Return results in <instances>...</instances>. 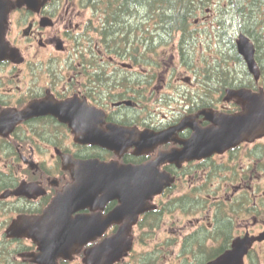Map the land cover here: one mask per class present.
Wrapping results in <instances>:
<instances>
[{
    "label": "flooded vegetation",
    "instance_id": "1",
    "mask_svg": "<svg viewBox=\"0 0 264 264\" xmlns=\"http://www.w3.org/2000/svg\"><path fill=\"white\" fill-rule=\"evenodd\" d=\"M143 1L0 0V264H42L36 261V255L41 253L38 243L26 234L9 235L10 227L21 219L42 215L59 192L74 182L72 170L77 161L97 158L143 164L161 152L181 150L182 142L195 132L190 126L192 121L200 128L211 126L202 110L213 109L218 114L243 110V101L237 98L214 106L182 104L180 111L168 109L170 116L155 108L143 112L145 95L154 94L159 82L167 84L168 80L171 86L174 82L192 84L191 76H175L171 64L163 72L161 62L152 58L148 68L141 65L142 47L156 50L159 45L174 46L181 38L173 30L164 40L163 31L158 34L157 9L142 8ZM196 22L200 24L199 19ZM199 29L203 30L201 26ZM133 47L139 50H125ZM258 64L261 75L257 82L263 75L259 60ZM144 79L148 80L145 85ZM66 102L74 107L71 116L76 117L79 103L84 105L88 122H97L98 130L104 131L113 123L135 129L138 134L146 130L160 133L180 125L188 116L190 119L149 154H135V146L118 152L92 141L81 142L82 134L69 121L51 112L42 114L45 104ZM95 108L102 113L94 112ZM138 115L154 117L151 120L155 124L123 122ZM260 134L223 153L160 166L175 182L149 200L152 208L129 225L125 235L130 247L124 248L114 264H208L230 250L236 238L261 235L264 129ZM129 155L138 160L130 161ZM197 165L200 183L191 184L194 179L188 178L189 184H183L185 176L192 174L188 172ZM216 178L221 183L215 184ZM180 186L186 187L181 195H197H187L177 200V206L164 210L171 196L180 195L174 193ZM196 199L203 215L191 218L185 214L192 213L195 205L191 204ZM119 204L114 199L104 208L81 212L107 215ZM175 209L183 215H174ZM152 210H161L162 215H147ZM122 224L123 221L111 224L102 235L76 247L69 257L59 256L56 264H88L86 251L115 234ZM139 246L144 248L139 250ZM242 264H264V239L253 242Z\"/></svg>",
    "mask_w": 264,
    "mask_h": 264
},
{
    "label": "water",
    "instance_id": "2",
    "mask_svg": "<svg viewBox=\"0 0 264 264\" xmlns=\"http://www.w3.org/2000/svg\"><path fill=\"white\" fill-rule=\"evenodd\" d=\"M236 44L249 71L259 79L261 71L255 57L254 42L242 32L238 35ZM232 96L244 101L245 110L237 114H218L213 110H202L201 113L213 125L200 128L195 120L192 121L190 126L195 132L190 139L182 142L184 147L181 150L161 152L157 159L138 165L100 161L97 158L77 161L76 168L72 170L74 182L59 192L42 215L13 223L9 235L30 236L41 250V253L36 255V261L42 264H56L59 256L69 257L76 247L102 235L113 222L123 221L115 234L86 251L88 264H114L122 256L124 248L130 247V241L125 235L129 225L149 208V200L162 193L174 181L170 174L160 170L162 163H180L223 152L237 146L245 137H255L264 129L263 92L258 93L246 88L229 89L228 97ZM46 106L50 108H45ZM85 109V106L79 103L76 117L71 116L75 109L69 103H51L42 107V114L51 112L59 115L64 121H69L71 126L82 134L79 137L81 142L92 141L118 152L135 146L137 154L168 141L172 133L182 128L190 119L188 116L180 125L160 133L146 130L138 134L135 129L113 123L108 125V131H104L100 128L98 130L96 121L94 124L88 122L84 116ZM92 110L102 113L96 108ZM2 130L1 126L0 132ZM114 199L120 204L107 215L102 212H81L86 208H104L107 202ZM263 239L264 232L255 237H238L230 250L208 264H242L253 242Z\"/></svg>",
    "mask_w": 264,
    "mask_h": 264
},
{
    "label": "trees",
    "instance_id": "3",
    "mask_svg": "<svg viewBox=\"0 0 264 264\" xmlns=\"http://www.w3.org/2000/svg\"><path fill=\"white\" fill-rule=\"evenodd\" d=\"M207 0H144L142 2V8H155L158 11V34L163 31L164 40H167L168 34L174 30V34L180 33L181 38L177 44V47L180 51V56L185 65L190 67H195V63L187 58L189 53V48L194 45V43L202 42L207 45H214L216 51L214 53L219 54L216 59L210 63H205V68L196 71L191 68L193 72L199 75V78L202 83V92L197 90H191L189 87L184 88L180 87V92L178 93L179 102L178 105L174 104L173 101L175 99L174 96L165 93L162 96V101L173 106L172 109H177L176 111H180L182 104H191L197 106H214L216 104L223 103L224 98L227 94V90L230 88H239V87H250V88H264V58L262 59L259 54L260 43L264 39V9H262L264 5V0H228V3L222 7V11L219 14L221 19L218 20V25L212 28H207L205 30L206 36H200V29L193 28L194 22L192 23V17L196 16L195 10L202 9L203 4ZM199 7V8H198ZM252 18V22L250 19ZM144 20V19H143ZM195 21V20H194ZM240 30L244 33L248 34L252 37L256 46L258 47L257 59L260 61L262 65L263 75L259 82L256 81L255 78L248 71L245 61L243 57L238 53L235 38L236 31ZM162 35V34H161ZM159 35V38L160 36ZM260 37L263 39L261 40ZM149 39H153V33L150 32ZM161 39V38H160ZM262 44V43H261ZM113 49V47L111 48ZM126 51H138L139 49L136 47L126 48ZM141 55L143 57V62L141 65L144 68H148L151 66L150 57H146L150 52L155 51L154 47H142ZM231 62L237 63L241 70L238 73H235L232 69ZM234 74L233 77L230 75ZM149 79L151 77H148ZM128 81V76H127ZM148 80L144 79V85ZM128 85V84H127ZM102 86V85H101ZM197 91V92H196ZM153 94H146V103L143 104L142 109L145 112L148 109L147 104L151 100ZM126 97V96H124ZM175 99V100H176ZM149 112V111H148ZM154 117H142L138 115V117L128 118L123 120L126 124H138V125H149L155 124L153 119ZM158 118H156L157 120ZM135 120H139L138 122H134ZM161 120V119H160ZM158 122H161V121ZM157 122V123H158ZM156 123V124H157ZM124 159V158H123ZM127 159V158H125ZM130 161L136 162L138 157L129 155ZM194 170H199V166H195L192 171L188 173H192L195 175L196 172ZM211 179V178H210ZM208 178V180H210ZM198 182V181H197ZM208 183V182H207ZM174 189L171 191L173 192ZM170 192V193H171ZM187 195H193V192H188ZM187 195H173L171 196L170 203H165L163 209L167 210L168 206L173 208L174 205L177 206V200L185 199ZM188 197V196H187ZM193 198V197H192ZM174 200V204H173ZM199 201V200H198ZM197 199L195 203L198 204ZM180 203V202H179ZM197 204H194L195 206ZM197 206V208H199ZM149 216H158L162 215V211L157 210L149 211L147 214ZM211 257V254L208 255V258Z\"/></svg>",
    "mask_w": 264,
    "mask_h": 264
},
{
    "label": "rangeland",
    "instance_id": "4",
    "mask_svg": "<svg viewBox=\"0 0 264 264\" xmlns=\"http://www.w3.org/2000/svg\"><path fill=\"white\" fill-rule=\"evenodd\" d=\"M228 3V0H207L204 4H203V8L200 9H196L195 13L196 16L192 17L191 22H194L193 28H197L199 29L200 26L202 27L203 30H201L200 35H202L204 37V35H206L205 30L207 28H212L213 26H217L218 25V20L221 19L219 17L220 12L222 11V7L224 5H226ZM262 9H264V5L262 7ZM199 19V23L196 22ZM195 20V21H194ZM243 31L237 30L236 31V36ZM179 34H177V39L179 38ZM260 39L262 40L263 38L260 37ZM176 43V42H175ZM260 43V49H259V54L261 55L262 59L264 58V39L259 42ZM262 43V44H261ZM177 44L173 45H168V46H164V45H159L155 51L150 52L148 55H146V57H150L152 58L153 61H156L157 63L161 62V67L160 70H162V72L165 70V66L167 64H171L170 70H172L171 72L175 73V76H177L178 74H181L183 76H191L192 77V84H187V83H177L174 82L173 86H171V84H169V81L167 80V84L163 83L161 84L159 82V89L156 90V92L152 95L151 100L148 102L147 107L149 108H155L156 110H162L161 112L166 113L168 116L171 115V111H169L168 109H172L173 106H168L167 103H165L164 101H162V96L165 93H168L172 96L176 98H179V92L180 87H184V88H190L191 90H197L201 93L202 89L204 90V88L202 87V83L200 80L201 78H199V75L196 74L195 77V73L193 72V69H195L196 71H199L200 69L205 68V63H210L212 61H214L216 59V57L219 55L217 53H214L216 51L214 45H207L206 43H204L203 41V45L202 42H196L194 43V45L192 47L189 48V53L187 55V58L192 60L195 63V67H190L184 64L181 56H180V51L178 49V47L176 46ZM237 49V48H236ZM238 51V50H237ZM159 61V62H158ZM264 62V61H263ZM173 66V67H172ZM231 66L232 69L235 73H238L237 69L240 71L241 67L235 62H231ZM234 74L230 75V77H233ZM180 86V87H178ZM196 91V92H197ZM173 101L174 104L172 105H178L179 99H176ZM236 97H229V99H227L228 102H232V101H236ZM147 114V113H145ZM144 114V115H145ZM260 136V135H259ZM262 136V135H261ZM260 138V137H259ZM1 156V154H0ZM3 162V161H2ZM195 172H198V170H194ZM189 178V179H188ZM193 181L194 182L191 184H199L200 180H199V175L195 174H187V176H185L183 184H189L188 180ZM198 181V182H197ZM214 183L215 184H219L221 183L220 180L218 178L214 179ZM186 188V187H185ZM185 188L183 186H180L179 189H175L174 193L175 194H180L182 193V190H185ZM194 195H197V193H194ZM198 201V199H197ZM199 202V201H198ZM197 204L195 202H193L191 205ZM198 204L192 208V213H186L185 215H189L191 218L192 217H197V216H202L203 213H200V209L197 208ZM200 206V205H199ZM198 206V207H199ZM174 215H183L182 213H180L179 211H177V209H175V214ZM4 219H7L6 215L2 216ZM174 218V216H171ZM8 225L4 228L5 230H7ZM1 234V233H0ZM1 236V235H0ZM139 250H142L143 248H141V246L138 247Z\"/></svg>",
    "mask_w": 264,
    "mask_h": 264
}]
</instances>
